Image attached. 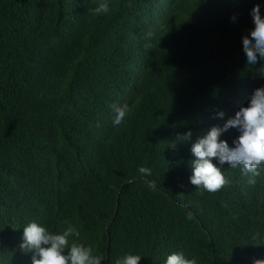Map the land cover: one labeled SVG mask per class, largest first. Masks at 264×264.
<instances>
[{
	"label": "trees",
	"instance_id": "trees-1",
	"mask_svg": "<svg viewBox=\"0 0 264 264\" xmlns=\"http://www.w3.org/2000/svg\"><path fill=\"white\" fill-rule=\"evenodd\" d=\"M101 2L0 0V264H32L20 245L33 221L71 224L69 244L101 264L264 259V165L253 185L213 158L230 183L190 182L193 144L264 87V59L248 64L242 44L264 0H106L95 14Z\"/></svg>",
	"mask_w": 264,
	"mask_h": 264
},
{
	"label": "clouds",
	"instance_id": "clouds-1",
	"mask_svg": "<svg viewBox=\"0 0 264 264\" xmlns=\"http://www.w3.org/2000/svg\"><path fill=\"white\" fill-rule=\"evenodd\" d=\"M109 10L104 0L93 11L95 14H106ZM251 15L255 25L250 32L251 39L242 38L243 50L250 65L256 64L258 57L264 59V17L260 15L258 4L253 7ZM113 109L116 113L113 125L118 127L125 121L130 109L126 104L113 105ZM218 115L223 118L224 113ZM229 128H235L240 133L233 140L234 147H229L227 141L220 139L221 134ZM190 137L191 131L185 133L186 139ZM191 151L196 159L192 161L190 182L197 188L215 193L230 183L221 169L212 163L213 158L221 165L226 162L232 168L241 167L243 174L248 175V183L254 185L255 178L261 174L258 169L264 165V87L254 90L248 107H241L222 127L214 126L205 136L198 138ZM138 171L144 176L151 175V170L145 167ZM149 186L154 188V182H149ZM79 236V230L71 224L54 234L33 221L23 229L20 248L33 253L32 264H101L104 256L93 255L90 246L76 241L69 244V237ZM140 259L139 255L126 254L122 259H117L116 264H139ZM165 264H197V260L175 252L167 256ZM253 264H264V259L254 260Z\"/></svg>",
	"mask_w": 264,
	"mask_h": 264
}]
</instances>
